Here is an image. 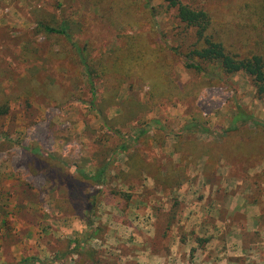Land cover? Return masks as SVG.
Wrapping results in <instances>:
<instances>
[{
	"label": "rangeland",
	"instance_id": "1",
	"mask_svg": "<svg viewBox=\"0 0 264 264\" xmlns=\"http://www.w3.org/2000/svg\"><path fill=\"white\" fill-rule=\"evenodd\" d=\"M179 1L264 58V0ZM194 42L161 0H0V264H264V96Z\"/></svg>",
	"mask_w": 264,
	"mask_h": 264
},
{
	"label": "trees",
	"instance_id": "2",
	"mask_svg": "<svg viewBox=\"0 0 264 264\" xmlns=\"http://www.w3.org/2000/svg\"><path fill=\"white\" fill-rule=\"evenodd\" d=\"M168 9L175 11L177 21L189 29L195 40L184 54H180L184 61V67L187 70H194L198 73H205L209 66H216L224 75L232 76L243 74L250 79L252 86L256 91L258 97L264 96V58L261 55L249 54L241 57V55L229 52L222 42H218L210 32L211 19L207 12L199 9H194L183 5L179 0H161ZM126 11H132V7L128 6ZM153 10L150 8L149 13ZM125 13L124 11H119ZM126 14V13H125ZM43 30L46 36L63 37L71 44L76 57L87 76L89 81L93 78V67L91 66L88 54H85V47H80L73 44L70 40L68 32L64 27L54 28L52 25L45 24L41 21L37 25ZM175 53V51H174ZM93 86L92 82H89ZM4 89V88H3ZM92 96H94L92 94ZM92 106H95L91 103ZM7 114L5 106L0 107V117ZM238 121L249 122L251 118L240 113L232 123L233 130L237 127ZM259 125L258 122H254ZM207 133L206 130H204ZM145 132L141 131L139 138L144 137ZM122 151L127 149V144L120 147ZM111 166V161H105L103 165L95 171L94 175L87 176L80 172L82 180L89 181L92 184L104 185L106 183L107 172Z\"/></svg>",
	"mask_w": 264,
	"mask_h": 264
}]
</instances>
